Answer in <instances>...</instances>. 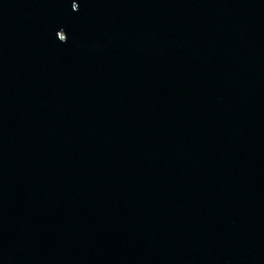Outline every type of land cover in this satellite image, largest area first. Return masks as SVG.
Listing matches in <instances>:
<instances>
[{"label":"water","instance_id":"water-1","mask_svg":"<svg viewBox=\"0 0 264 264\" xmlns=\"http://www.w3.org/2000/svg\"><path fill=\"white\" fill-rule=\"evenodd\" d=\"M0 264H264V0H0Z\"/></svg>","mask_w":264,"mask_h":264}]
</instances>
